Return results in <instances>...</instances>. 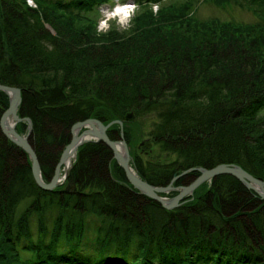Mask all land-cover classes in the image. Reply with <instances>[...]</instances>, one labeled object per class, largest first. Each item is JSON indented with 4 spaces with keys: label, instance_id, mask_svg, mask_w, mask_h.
Here are the masks:
<instances>
[{
    "label": "trees",
    "instance_id": "16d2710c",
    "mask_svg": "<svg viewBox=\"0 0 264 264\" xmlns=\"http://www.w3.org/2000/svg\"><path fill=\"white\" fill-rule=\"evenodd\" d=\"M108 1L0 0V83L22 89L19 115L33 122L44 179L76 122L122 119L131 143L137 118L159 109L151 139L178 157L138 160L144 180L165 185L221 163L264 180V0H238L258 4L252 23L195 19L199 0H135L131 29L97 34L93 15ZM8 106L0 90V113ZM108 134L119 139V124ZM68 180L69 191L40 187L26 151L0 131V264H264V199L234 175L169 210L133 188L107 144L92 141L79 147ZM48 209L59 214L52 231L45 221L32 230ZM90 217L99 225L87 241Z\"/></svg>",
    "mask_w": 264,
    "mask_h": 264
},
{
    "label": "water",
    "instance_id": "95a60500",
    "mask_svg": "<svg viewBox=\"0 0 264 264\" xmlns=\"http://www.w3.org/2000/svg\"><path fill=\"white\" fill-rule=\"evenodd\" d=\"M0 90L6 92L9 96V106L3 112L0 119V128L5 136L13 143L21 147L29 155L31 159V167L34 178L37 184L47 190H54L60 185L61 171L64 169L65 176L69 174L70 167L73 165V161L70 167L67 166V162L77 155L78 148L89 141H103L109 145L114 152V158L119 165L124 169L128 181L137 188L141 193L159 201L163 206L169 209H173L180 205L179 201L184 202L183 198L192 193L198 186L207 180H211L217 175L231 174L241 180L244 185L249 189L257 192L262 198H264V180L256 177L252 173L245 170L241 165L234 163H221L212 168L194 167L184 170L181 174L175 176L170 185L191 170H199L201 174L188 186H182L180 193L173 197L163 196L160 193L169 192L175 190L176 187L168 185L166 186H154L148 181L144 180L132 166V158L130 155L128 144L124 138V123L122 119H114L108 124L97 118H88L83 121H78L72 126V139L71 142L65 147L61 154V158L58 161L54 174L49 182H46L42 176V167L36 150L32 146L29 136L33 130V122L31 118H22L19 115V108L22 103V89L16 86H10L0 83ZM9 118L12 119L13 124L9 123ZM134 113L129 112L126 115V120H132ZM26 120L28 122L27 132L21 134L16 130V125ZM119 124L121 126V140H113L109 137L107 131L114 125ZM85 128L83 131L82 129ZM71 185L67 184L68 191Z\"/></svg>",
    "mask_w": 264,
    "mask_h": 264
},
{
    "label": "rangeland",
    "instance_id": "374dc122",
    "mask_svg": "<svg viewBox=\"0 0 264 264\" xmlns=\"http://www.w3.org/2000/svg\"><path fill=\"white\" fill-rule=\"evenodd\" d=\"M115 2H116V0H109L108 2L100 4L99 7L97 8L96 13H94L93 16H95V17H97L99 19L100 18V10L103 7L110 6L113 3H115ZM120 2H126V0H120ZM132 2L135 3L134 0H132ZM168 2H170V0H168ZM34 6H36L35 0H34ZM257 6H258V4L252 5V9L255 10L257 8ZM253 10H251L249 8H246L244 6L242 7L239 4L238 0H231V2L228 3V4H220V3L213 2L211 0H199L195 4L194 9L192 10L191 16H193L195 19L204 20V21L205 20H209V19H219L222 22L252 23V22L260 20V18H258V16L253 12ZM113 25L115 26V22L114 21H113ZM9 102H10V100H9ZM154 110H155V112L152 110L151 114H143V115H141V116H139L137 118V121H135L136 122V124H135L136 128L134 129V131H136V133H135V135H133L132 142L131 143L127 142L128 147H129V151H130V155H131V158H132V166L137 171V173H138V170L136 168L138 166H137L136 163H137L138 160L141 162V164H143V165H145L147 167L151 163L152 164H155V163H171V162L175 161L176 158L178 157L175 152L174 153L163 152L160 144H155L153 142V140L151 139V137H152L151 132H154V130L152 128H155L154 124H155V122L158 121L157 118L161 116L159 109H154ZM156 110H159V111L156 113ZM3 112H2V114H3ZM158 113H159V115H158ZM2 114H1V116H2ZM1 116H0V119H1ZM90 118H93V117H90ZM134 119H135V116H134V118L132 120H134ZM132 120H129V121H132ZM137 123H139V124H137ZM139 130L141 132H140V135L137 137L136 135H137ZM0 131L2 132L1 128H0ZM125 133L126 132H124V138L126 139ZM107 146L111 149V147L109 145H107ZM113 157H114V152H113ZM201 167H203V166H201ZM192 168H194V167H192ZM185 169H187V168H185ZM138 174L141 175L140 172ZM175 175H177V174H175ZM212 179L203 182L192 193H190L189 195L185 196V198H183V200L185 201L186 197H188L190 195L193 196V197L194 196L196 197L198 195L199 191L205 190L206 187H207V189L210 188L211 185H212L210 183L212 181ZM171 181H169L165 185L164 184L156 185V184H153L151 182H149V183L154 185V186H159V187L160 186H166L167 187L168 185H170ZM193 181H191L189 184H187L185 186L190 185ZM174 183H175V181L170 186L176 187L175 190H171L169 192H163V193H160V194H162L163 196H167V197H173V196L177 195L178 193H180L183 185L178 187V186H175ZM67 184L68 185L70 184L68 178H66L65 180H62V183H60L59 188H57V189H65V188H67ZM201 187H203V188H201ZM71 188L72 187H70L69 190ZM133 188L137 189L134 186H133ZM174 191H176L177 193L174 194L173 193ZM179 203H180V205L175 207V208H173V209L179 208V207L184 205V202L182 203L181 200L179 201ZM163 207H165V206H163ZM58 215L59 214L57 213V210H55V209H50L49 210L48 209L47 211H44L43 213H40L38 216H35V217L33 216L34 218L32 219V223L30 225V228L32 230H37V231L40 230L41 231L40 225H39V224H41L40 221H42V223H44V221H45V224H47V231L51 232L52 228H53L52 222L56 221V218L58 217ZM40 218L42 220H40ZM90 219H91L89 221L90 223L87 225V230L84 233V239L87 240V241H91V240H93L95 238V236L97 235L95 230H96V228L99 225L97 219H96V221L93 220V219H95V217H90ZM89 228H91V229H89Z\"/></svg>",
    "mask_w": 264,
    "mask_h": 264
},
{
    "label": "clouds",
    "instance_id": "9594fccd",
    "mask_svg": "<svg viewBox=\"0 0 264 264\" xmlns=\"http://www.w3.org/2000/svg\"><path fill=\"white\" fill-rule=\"evenodd\" d=\"M29 6H34V0H28ZM138 5L133 3L132 0L120 2L116 0L110 6L103 7L100 10V18L96 23L97 34H107L113 29V21L115 22V29L120 32H127L133 27L132 20L136 15ZM159 5H153V13H157Z\"/></svg>",
    "mask_w": 264,
    "mask_h": 264
},
{
    "label": "bare ground",
    "instance_id": "6f19581e",
    "mask_svg": "<svg viewBox=\"0 0 264 264\" xmlns=\"http://www.w3.org/2000/svg\"><path fill=\"white\" fill-rule=\"evenodd\" d=\"M9 123H10V124H13V121H12L11 118H9ZM107 133H108V131H107ZM121 139H122V137H120L119 139H113V140H121ZM125 140H126V139H125ZM126 142H127V140H126ZM72 161H73V158H72L70 161L67 162V166H68V167L71 166ZM168 209H169V208H168ZM169 210H172V209H169Z\"/></svg>",
    "mask_w": 264,
    "mask_h": 264
}]
</instances>
